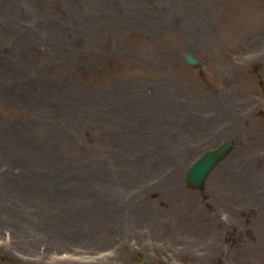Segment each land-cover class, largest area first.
<instances>
[{
    "label": "rangeland",
    "instance_id": "1",
    "mask_svg": "<svg viewBox=\"0 0 264 264\" xmlns=\"http://www.w3.org/2000/svg\"><path fill=\"white\" fill-rule=\"evenodd\" d=\"M0 264H264V0H0Z\"/></svg>",
    "mask_w": 264,
    "mask_h": 264
},
{
    "label": "water",
    "instance_id": "2",
    "mask_svg": "<svg viewBox=\"0 0 264 264\" xmlns=\"http://www.w3.org/2000/svg\"><path fill=\"white\" fill-rule=\"evenodd\" d=\"M184 59L189 64H195L196 58L191 53H185ZM232 139H225L216 146L211 147L194 160L186 169L185 183L191 188L201 189L211 170L231 151L233 147Z\"/></svg>",
    "mask_w": 264,
    "mask_h": 264
}]
</instances>
